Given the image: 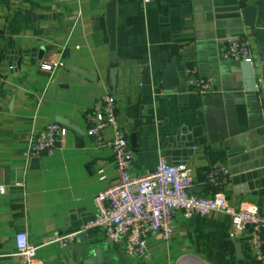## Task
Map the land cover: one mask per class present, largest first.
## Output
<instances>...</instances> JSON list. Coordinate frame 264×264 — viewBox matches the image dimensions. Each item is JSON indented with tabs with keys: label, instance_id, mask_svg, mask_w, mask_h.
Listing matches in <instances>:
<instances>
[{
	"label": "crops",
	"instance_id": "obj_1",
	"mask_svg": "<svg viewBox=\"0 0 264 264\" xmlns=\"http://www.w3.org/2000/svg\"><path fill=\"white\" fill-rule=\"evenodd\" d=\"M108 1L0 0V185L6 188L0 264H84L94 254L103 264H258L242 237L229 236L224 213L186 218L177 212L174 236L150 241L145 262L129 258L100 228L87 227L97 213L94 196L118 177L112 128L103 130L108 142L102 146L86 133L87 114L112 90ZM250 4L257 6L255 27L245 25L241 12ZM237 33L251 44L253 63L223 55V38ZM116 55L119 117L137 141L132 175L154 170L160 157L187 163L194 178L189 192L210 196L206 173L221 162L234 172L224 189L229 201L253 202L264 212V0H117ZM45 61L57 66L43 69ZM168 62L181 84L173 90L161 86ZM189 65L213 79L211 91L198 93L188 84ZM53 122L67 133L52 156L42 154L32 167L31 136ZM183 134L201 142L192 154L184 153L183 141L174 145ZM243 144L254 147L229 153ZM19 230L34 244L57 230L79 232V240L42 246L26 263L16 255Z\"/></svg>",
	"mask_w": 264,
	"mask_h": 264
},
{
	"label": "built area",
	"instance_id": "obj_2",
	"mask_svg": "<svg viewBox=\"0 0 264 264\" xmlns=\"http://www.w3.org/2000/svg\"><path fill=\"white\" fill-rule=\"evenodd\" d=\"M154 0H141L149 4ZM242 1V0H240ZM223 55L253 63L254 54L244 34H229L223 38ZM41 68L51 70L57 63L42 62ZM188 84L198 93L213 89V79L199 74L194 65L185 69ZM89 127L86 133L99 146L108 141L103 130L111 127L113 137L109 141L113 150V162L118 177L117 182L94 196L97 213L87 227L100 228L111 242L121 243L126 255L145 262L150 258L148 244L153 239L170 240L176 231V213L186 218L193 215L207 216L224 213L230 219L229 236H237L246 241L247 247L258 264H264V212L253 202L244 201L233 205L224 189L231 179L230 168L214 162L207 171V183L213 189L210 196H198L189 192L194 178L192 168L187 163L171 164L160 157L154 170L140 175H132L134 153L129 134L122 126L116 98L111 93L104 95L98 109L88 113ZM67 128L59 122L48 124L42 131L34 133L30 139V158L48 154L52 156L62 142ZM98 173L102 175L103 170ZM17 185H23L18 181ZM6 188L0 185V194ZM79 240V232L54 231L43 237L40 244L29 240L27 231L19 230L14 237L16 255L21 261L31 263L38 249L50 244L66 246Z\"/></svg>",
	"mask_w": 264,
	"mask_h": 264
},
{
	"label": "water",
	"instance_id": "obj_3",
	"mask_svg": "<svg viewBox=\"0 0 264 264\" xmlns=\"http://www.w3.org/2000/svg\"><path fill=\"white\" fill-rule=\"evenodd\" d=\"M116 12H117V0H109L108 3L106 4V24H107V30H108V35L110 39V44L109 48L112 53L111 55V67L109 70V77L111 80V94L114 98H116V88H117V55H116ZM245 25L249 27H255L256 23V16H257V6L250 4V5H245L241 9ZM209 15L211 12L208 13ZM67 69L82 75L83 77H86L88 79L95 80L96 75L95 74H90L87 73L83 70L79 69H73L71 65L67 66ZM261 80L263 82V88H264V61L262 60V65H261ZM180 80H179V75L177 68L173 62H168L166 64V67L164 71L162 72L161 75V86H163L166 89L173 90L174 88H179L180 87ZM62 122V121H61ZM64 123V122H62ZM67 124V123H66ZM176 142H174L175 146H178V143L180 141H183L184 147L187 148L185 152L188 153H193L196 151V148H198L201 145L200 141H194L190 137L186 138L184 134L181 136L176 137ZM131 146L133 150H136L137 146V141H136V134L133 133L131 134ZM253 144L248 145V144H243L240 145L239 148H233L229 149V153L232 154V156H237L240 153L247 152L250 148H253ZM39 161H40V156L33 157L31 160L32 167H38L39 166ZM234 174V172L232 173ZM254 175V174H253ZM248 181H251L252 178H255V176H250L248 175L247 177ZM249 191V190H247ZM236 251L237 253H240V243H236ZM91 251L87 250L85 255L88 257L90 255ZM94 257H88L86 261H84V264H103L102 258L98 254H94Z\"/></svg>",
	"mask_w": 264,
	"mask_h": 264
}]
</instances>
